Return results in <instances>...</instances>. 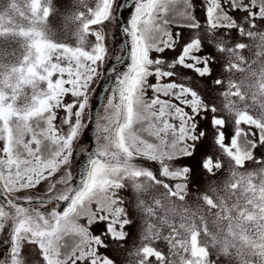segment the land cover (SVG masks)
Masks as SVG:
<instances>
[{
  "label": "snow or ice",
  "instance_id": "obj_1",
  "mask_svg": "<svg viewBox=\"0 0 264 264\" xmlns=\"http://www.w3.org/2000/svg\"><path fill=\"white\" fill-rule=\"evenodd\" d=\"M122 7L74 0L73 45L52 0H0V264H264V0H135L118 55Z\"/></svg>",
  "mask_w": 264,
  "mask_h": 264
},
{
  "label": "water",
  "instance_id": "obj_2",
  "mask_svg": "<svg viewBox=\"0 0 264 264\" xmlns=\"http://www.w3.org/2000/svg\"><path fill=\"white\" fill-rule=\"evenodd\" d=\"M124 7H122L116 15H118V20L116 22L107 24L105 27V32L107 35V42L110 45V50H114L118 55L120 54V48L123 46L127 49L130 45V37H128L123 29L128 25V21L134 11L135 0H122ZM128 61L125 60L122 63H118L115 58L106 62L104 71L106 74L102 75L100 82L96 84V99L92 100V113L93 119L88 122V127L82 130L80 134L79 141L75 147L79 150L73 160V172L76 174L79 172L86 162V154L89 151H95L96 149V124L95 117L99 114H103V108L105 104V97L109 94L108 90L113 87L112 77L115 68L117 71H123L126 69ZM77 184L79 182V177L77 176ZM35 198H42L47 201V196L45 192L38 193V195H32ZM48 210L55 207L56 210H62L66 207V202L63 201H52L45 205ZM45 206H41L42 208Z\"/></svg>",
  "mask_w": 264,
  "mask_h": 264
},
{
  "label": "rangeland",
  "instance_id": "obj_3",
  "mask_svg": "<svg viewBox=\"0 0 264 264\" xmlns=\"http://www.w3.org/2000/svg\"><path fill=\"white\" fill-rule=\"evenodd\" d=\"M21 2H22V0H21ZM52 2H53V7H54L55 11L50 15V17L48 19V24H49L50 28L56 33L57 39L64 40L67 43L75 45V38L71 35L72 28L69 27V29L65 30L64 29V20H63L64 15H66L69 8L72 7L74 0H52ZM199 2H200V0H196L197 14L202 19V13H201L200 8H199ZM66 35H67V39L65 40ZM109 48H111L110 45H109ZM166 55L171 56L172 53H167ZM104 67H105V65H104ZM101 71L103 72L104 68L101 69ZM241 75L242 74H240V73H236L237 78L241 77ZM101 77L97 79V81L94 85L95 92L92 93L90 96V103L92 102L93 99L94 100L96 99V95H97L96 84L98 82H100ZM61 115H63V113H61ZM194 182H195V180H194ZM41 192H44V190L42 188H38L37 190L30 191L28 193H23L22 195H31L32 196V195H36V194L38 195V193H41Z\"/></svg>",
  "mask_w": 264,
  "mask_h": 264
}]
</instances>
